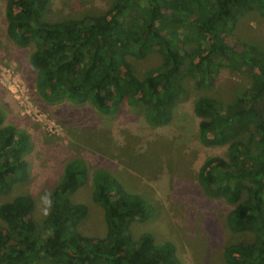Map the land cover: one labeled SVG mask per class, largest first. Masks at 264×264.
<instances>
[{"label":"trees","instance_id":"1","mask_svg":"<svg viewBox=\"0 0 264 264\" xmlns=\"http://www.w3.org/2000/svg\"><path fill=\"white\" fill-rule=\"evenodd\" d=\"M49 4L4 0L6 34L15 44L33 45L29 62L48 101L89 100L103 114L132 105L150 124L165 125L186 92L185 75L209 85L221 66L248 71L250 86L234 100L201 94L192 101L199 140L224 146L203 161L196 180L206 195L230 205L224 228L233 239L221 249L223 262L264 264V46L232 32L233 19L244 11L264 16V0H117L96 15L61 20L46 18ZM152 52L161 60L138 73L134 60ZM28 145L27 135L4 124L0 111V193L26 180ZM86 173L82 160L64 164L41 223L29 194L0 202V264H181L173 241L132 234L131 224L149 219L154 208L104 169L91 174L103 232L79 231L87 206L71 196Z\"/></svg>","mask_w":264,"mask_h":264},{"label":"rangeland","instance_id":"2","mask_svg":"<svg viewBox=\"0 0 264 264\" xmlns=\"http://www.w3.org/2000/svg\"><path fill=\"white\" fill-rule=\"evenodd\" d=\"M115 1L50 0L45 14L50 20L81 18L101 13ZM4 9V0H0V111L4 124L24 132L29 145L24 156L26 180L14 184L8 193H0V202L29 194L33 216L41 223L48 211L47 194L59 172L67 161L79 159L87 169L84 184L71 196L87 206L79 231L103 232L102 209L92 200L91 174L104 169L126 192L141 195L154 208L149 219L131 224L134 236L150 232L156 242L173 241L181 264H225L221 249L233 239L224 228L230 205L206 195L196 180L203 161L221 154L224 146H205L199 140V119L192 112V101L201 94L234 100L250 86L248 71L221 66L209 85H197L185 75L186 92L165 125L150 124L143 110L132 105L116 114H103L89 100L51 102L37 88V68L29 62L33 45L20 46L7 36ZM233 21L236 38L264 46L262 14L246 10ZM159 60L160 55L152 52L135 59L134 65L141 74ZM239 239L249 241L251 235Z\"/></svg>","mask_w":264,"mask_h":264}]
</instances>
